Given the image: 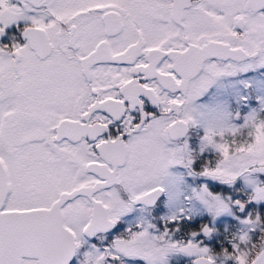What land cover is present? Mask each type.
I'll use <instances>...</instances> for the list:
<instances>
[{"label":"snow or ice","instance_id":"1","mask_svg":"<svg viewBox=\"0 0 264 264\" xmlns=\"http://www.w3.org/2000/svg\"><path fill=\"white\" fill-rule=\"evenodd\" d=\"M0 264H264V0H0Z\"/></svg>","mask_w":264,"mask_h":264}]
</instances>
